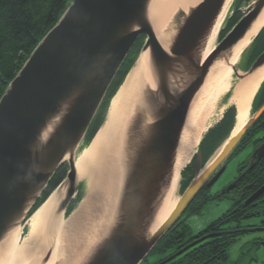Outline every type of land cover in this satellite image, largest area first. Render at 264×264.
Masks as SVG:
<instances>
[{"label":"water","instance_id":"95a60500","mask_svg":"<svg viewBox=\"0 0 264 264\" xmlns=\"http://www.w3.org/2000/svg\"><path fill=\"white\" fill-rule=\"evenodd\" d=\"M155 2L72 0L8 84L0 98V247L17 229L24 230L29 218L60 190L50 219L52 233L50 226L45 232V237L56 241L58 233L54 230L59 229L56 221L65 220L76 208L71 203L80 181L78 154L107 123L110 105L96 135L85 144L116 75L142 35L144 43L131 70L139 55L149 52L151 79L141 88L124 128L119 187L104 206L102 223L95 225L67 264H141L197 194L217 182L247 131L264 114V103L257 110L252 103L249 121L234 135L239 113L235 106L232 131L204 162L199 147L212 127L208 129L193 156L194 174L190 182L186 187L183 184L175 208L159 224L173 186L178 150L193 105L213 68L231 57L253 29L264 10V0L245 2L248 11L209 54V44L229 0H196L186 9L179 8L164 31L165 45L158 39L151 21L150 11ZM257 36L242 53L238 66L233 67L239 78L243 76L239 72L252 74L264 65L263 51L251 68L241 67ZM231 94L232 90L223 95L226 105ZM252 157L257 162L264 158V144ZM65 165L68 169L63 181L30 215ZM253 166L254 162L250 167ZM236 181L220 196L234 189ZM262 194L264 186L248 202ZM226 233L230 232L204 236L158 264L172 261L206 238ZM54 243L34 262L47 264Z\"/></svg>","mask_w":264,"mask_h":264},{"label":"bare ground","instance_id":"6f19581e","mask_svg":"<svg viewBox=\"0 0 264 264\" xmlns=\"http://www.w3.org/2000/svg\"><path fill=\"white\" fill-rule=\"evenodd\" d=\"M196 0H156L151 7L150 16L158 39L165 45L164 31L171 23L179 8L186 9ZM234 0H229L209 44L208 54L215 48L219 32L229 17ZM264 27V10L253 29L238 44L231 57L216 65L197 97L188 123L184 130L178 150L176 172L172 189L161 212L159 224L164 222L179 200L182 172L194 156L203 135L211 127L207 125L214 115L213 110L223 95L232 90L227 107L237 106L239 113L234 135L250 119L253 100L264 81V65L252 74L237 77L233 67L237 66L242 53ZM146 80L143 82V80ZM150 55H139L136 66L125 78L111 99L107 123L98 132L89 146L83 149L76 162L79 180L85 183L83 199L65 220L56 221L59 229L56 241L45 237L52 233L50 222L61 191H55L29 218L24 230L17 229L0 247V264H37V258L44 256L54 243V251L47 264H67L79 250L86 237L104 220V206L109 203L111 194L116 193L120 179V149L124 128L144 84L150 82ZM224 107V109H227ZM108 217V214H107ZM96 225V226H95ZM48 226V228H47ZM54 227V226H53ZM55 228V227H54ZM32 260V261H31Z\"/></svg>","mask_w":264,"mask_h":264},{"label":"trees","instance_id":"16d2710c","mask_svg":"<svg viewBox=\"0 0 264 264\" xmlns=\"http://www.w3.org/2000/svg\"><path fill=\"white\" fill-rule=\"evenodd\" d=\"M249 1L250 0H235L234 13L229 17L226 28L221 31L220 39H223L242 18L243 15L240 14V8L245 2ZM71 2L72 0H0V98L6 91L8 84L29 58L31 52L42 40L45 34L58 22ZM144 39L145 35H142L139 38L116 75L106 98L90 126L85 138V144L91 142L106 119L110 101L131 70L144 43ZM251 50L254 51V62L264 51V28L253 42ZM262 93H264V82L253 102L254 110H257L264 103V97L260 100ZM236 113V107L232 106L228 108L224 113L223 118L212 127L203 138L199 149L203 153L204 162L209 159L221 140L232 131L236 122ZM262 141H264V114L247 131L231 157L238 154L251 143L254 146H257ZM209 142H211V145L210 148L207 149ZM231 157L229 159H231ZM66 173L67 170L65 166L59 169L32 209L30 215L63 181ZM190 180L191 178L186 179L184 187L188 185ZM247 181L253 183L252 191L248 193V195L264 185V158L259 162L256 170L252 172ZM208 198V192L203 188L187 207L188 215L199 213L207 203ZM253 213H259L260 216L264 217V198L256 205H247L244 199L240 201L233 199V204L230 210L222 217L212 222L206 229L202 230L196 236L192 235L190 226L187 225L185 221L182 222V218H180L181 221L178 220L176 222L150 254H153L156 251H169L168 255H170L195 239L200 238L204 234L234 230V232L204 240L184 254L167 263L220 264L228 257V252L231 246L245 233L241 230V222L252 216ZM262 225L264 226V221L262 222ZM239 261L235 264H238Z\"/></svg>","mask_w":264,"mask_h":264},{"label":"rangeland","instance_id":"374dc122","mask_svg":"<svg viewBox=\"0 0 264 264\" xmlns=\"http://www.w3.org/2000/svg\"><path fill=\"white\" fill-rule=\"evenodd\" d=\"M253 0H250L251 2ZM248 3H245L240 8V14L244 15L247 10ZM234 7H232L229 17H231L234 13L233 10ZM233 10V13H232ZM228 17V19H229ZM223 25L222 29H225L227 26V21ZM220 35L217 39L216 45L220 41ZM253 50L247 51L245 56L243 57V60L241 62V67L243 68H251L253 63ZM238 66V64H237ZM264 93L260 96V100L263 99ZM226 106L225 101H223V96L218 101L216 107L213 110L214 115L210 118L207 125L210 124L211 127L215 126L221 119L222 114L226 111L224 109ZM210 127V128H211ZM208 145H211V142L208 143ZM252 152V143L250 146L246 147L245 149L241 150L238 154L234 155L229 159L227 162V168L224 171V173L221 175V177L217 180V182L211 187V194L215 195L218 194L221 190H224L229 185H231L233 182L236 181L237 177L239 176V172L241 169V165L248 160L249 155ZM194 157L191 161V163L188 165L187 168L182 172V180H181V188L186 181V179L190 178L194 174V165H193ZM66 170L68 169V166L65 165ZM85 190V183L82 181H79L78 190L75 195V199L72 201L71 206L75 208L78 203L81 202L84 196ZM179 190V194L181 191ZM233 200L232 198L225 197V198H214L209 200L203 209L199 213L191 214L187 217L186 223L190 226L192 235H197L202 230L206 229L212 222H214L216 219L222 217L227 211L230 210L232 207ZM262 218L259 217H252L247 218L241 222L242 229L249 230L252 229L253 225H258L260 223ZM255 232L252 231H245V233L240 237L238 241H236L228 252V257L222 261L220 264H235L236 262L238 264H264V229L260 227H254ZM169 251L160 252L156 251L153 254H149L145 261H143L141 264H158L161 260L167 258L169 255Z\"/></svg>","mask_w":264,"mask_h":264},{"label":"flooded vegetation","instance_id":"af4514ba","mask_svg":"<svg viewBox=\"0 0 264 264\" xmlns=\"http://www.w3.org/2000/svg\"><path fill=\"white\" fill-rule=\"evenodd\" d=\"M264 144V141H262V142H260L257 146H254L253 144H252V152H251V154L249 155V157H248V160H246L242 165H241V169H240V172H239V176L237 177V181H236V183H235V187H234V189H232L231 191H228V192H226L225 194H223L222 196H220L221 195V193H222V191L223 190H221L218 194H215V195H212L211 194V187L210 188H207V187H204L205 188V190H207V192H208V195H209V198H208V201L209 200H211V199H214V198H225V197H231L232 198V200L234 199V200H242V199H244V201L246 202V204L247 205H250V204H254V205H256V204H258V202H260L263 198H264V194H262V195H260V196H258L257 198H255L253 201H251V202H248V200H249V198L250 197H252L259 189H257V190H255V191H253L250 195H248V193H250L251 191H252V187H253V183H251V182H248L247 180L250 178V175L252 174V172L253 171H255L256 170V168H257V166H258V164H259V162H257L256 161V159H253V157H252V155H253V152L256 150V149H258L261 145H263ZM250 146V145H249ZM254 162V166L251 168L250 166H251V164ZM247 181V182H246ZM264 186V185H263ZM262 186V187H263ZM225 190H226V188H225ZM207 201V202H208ZM205 206V205H204ZM189 215H188V213H187V209L185 210V212L182 214V216L180 217V218H182V222L183 221H185L186 222V219H187V217H188ZM252 217H259V218H262L261 219V221H260V223L258 224V225H253V226H249V227H252V228H254V227H260V228H263L264 229V226L262 225V222L264 221V217H262V216H260V214L259 213H253L252 214V216H250L249 218H252ZM180 220V219H179ZM181 221V220H180ZM176 224V223H175ZM174 224V225H175ZM187 224V223H186ZM188 225V224H187ZM241 230H243L242 229V227H241ZM226 232H234V230H225ZM244 231V230H243ZM223 232V231H222ZM245 232V231H244ZM199 234V233H198ZM197 234V235H198ZM209 234H214V233H207V234H204L203 236H201L200 238H203L204 236H207V235H209ZM194 236V235H193ZM196 236V235H195ZM200 238H197V239H195L194 241H196V240H199ZM209 238H212V237H209ZM209 238H206V239H204V240H207V239H209ZM203 240V241H204ZM194 241H192V242H194ZM192 242H190V243H188L187 245H189V244H191ZM202 242V241H201ZM201 242H199V243H201ZM198 243V244H199ZM187 245H185L184 247H186ZM197 245V244H196ZM195 246V245H194ZM194 246H192V247H194ZM184 247H182L181 249H183ZM192 247H190L189 249H191ZM180 249V250H181ZM189 249H187L186 251H184L182 254H184L185 252H187ZM179 251V250H178ZM178 251H176V252H178ZM176 252H174V253H176ZM174 253H172V254H174ZM172 254H170L169 256H171ZM181 254V255H182ZM168 256V257H169ZM180 256V255H179ZM167 257V258H168ZM178 257V256H177ZM167 258H165V259H167ZM165 259H163V260H161L160 262H162V261H164ZM159 262V263H160ZM171 262V261H170ZM169 263V262H168ZM167 264V263H166Z\"/></svg>","mask_w":264,"mask_h":264},{"label":"crops","instance_id":"0c3cea01","mask_svg":"<svg viewBox=\"0 0 264 264\" xmlns=\"http://www.w3.org/2000/svg\"><path fill=\"white\" fill-rule=\"evenodd\" d=\"M208 148L207 149H209L210 148V145L209 146H207Z\"/></svg>","mask_w":264,"mask_h":264}]
</instances>
